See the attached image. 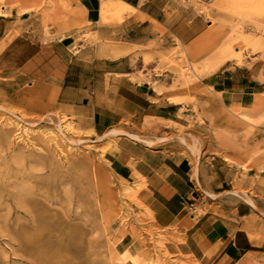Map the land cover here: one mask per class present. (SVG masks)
Here are the masks:
<instances>
[{
	"label": "rangeland",
	"instance_id": "rangeland-1",
	"mask_svg": "<svg viewBox=\"0 0 264 264\" xmlns=\"http://www.w3.org/2000/svg\"><path fill=\"white\" fill-rule=\"evenodd\" d=\"M63 1L0 6L32 7L48 35ZM227 1L229 21L199 46L148 48L130 64L176 104L170 116L130 110L96 133L58 107L56 88L45 84L51 78L28 68L0 72V264H199L183 252L177 226L158 217L119 138L169 154L198 176L201 202L187 207L191 215L233 197L264 219V46L250 44L264 41V0ZM99 19L106 22L102 8ZM102 65L79 59L78 78ZM40 250L53 254L46 259Z\"/></svg>",
	"mask_w": 264,
	"mask_h": 264
},
{
	"label": "crops",
	"instance_id": "crops-1",
	"mask_svg": "<svg viewBox=\"0 0 264 264\" xmlns=\"http://www.w3.org/2000/svg\"><path fill=\"white\" fill-rule=\"evenodd\" d=\"M63 2L66 7L61 3L55 9L54 23L47 24L48 35L40 13L32 7L0 6V61L7 60L0 63V72L28 68L43 79L51 78L44 83L56 88L58 107L86 119L96 133L116 125L130 110L170 116L176 104L162 96L165 91L139 80L130 64L142 62L148 48L163 53L199 46L216 24L230 19L225 11L230 10L227 0ZM106 2V22L102 23L100 10ZM80 21H84L82 26H78ZM20 46L24 49L13 52ZM186 58L191 61L189 55ZM79 59L99 62L102 70L98 73L87 66L86 79L78 78L82 76ZM142 144L119 138L117 146L135 159V170L146 181L158 217L182 232L185 254L199 264H264V219L258 218L250 204L233 197L214 199L201 215H191L187 207L201 202L195 192L198 176L193 179L184 162ZM194 194L197 198L191 200Z\"/></svg>",
	"mask_w": 264,
	"mask_h": 264
},
{
	"label": "bare ground",
	"instance_id": "bare-ground-1",
	"mask_svg": "<svg viewBox=\"0 0 264 264\" xmlns=\"http://www.w3.org/2000/svg\"><path fill=\"white\" fill-rule=\"evenodd\" d=\"M109 2V1H108ZM124 2V1H123ZM109 3H104L103 4V6H102V9H103V11H104V13H106L107 12V10H106V8L109 6L108 5ZM127 4V3H126ZM117 12H118V10H117ZM250 44L251 45H253L255 48L256 47H259V46H264V41H259V40H252V41H250ZM261 49H262V47H261ZM115 131H120V129H117V130H115ZM112 132H114V131H112ZM110 133H111V131H110ZM112 134V133H111ZM56 135V134H55ZM113 135V134H112ZM115 135V134H114ZM54 139H57V138H55V137H53ZM40 252V254H44L45 256H46V259H49V257H51V255L53 254V253H51V252H49V251H39ZM56 252H58V251H56ZM117 261H118V259H117Z\"/></svg>",
	"mask_w": 264,
	"mask_h": 264
}]
</instances>
